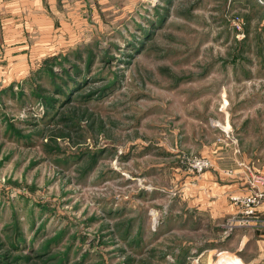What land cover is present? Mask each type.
<instances>
[{
    "label": "rangeland",
    "instance_id": "rangeland-1",
    "mask_svg": "<svg viewBox=\"0 0 264 264\" xmlns=\"http://www.w3.org/2000/svg\"><path fill=\"white\" fill-rule=\"evenodd\" d=\"M258 180L264 0H0V264H264Z\"/></svg>",
    "mask_w": 264,
    "mask_h": 264
},
{
    "label": "built area",
    "instance_id": "built-area-1",
    "mask_svg": "<svg viewBox=\"0 0 264 264\" xmlns=\"http://www.w3.org/2000/svg\"><path fill=\"white\" fill-rule=\"evenodd\" d=\"M259 182H256L259 186L264 187V183L261 180H258ZM258 197H262V195H259ZM253 205V204H251Z\"/></svg>",
    "mask_w": 264,
    "mask_h": 264
},
{
    "label": "bare ground",
    "instance_id": "bare-ground-1",
    "mask_svg": "<svg viewBox=\"0 0 264 264\" xmlns=\"http://www.w3.org/2000/svg\"><path fill=\"white\" fill-rule=\"evenodd\" d=\"M228 259H229V258H228ZM225 260H226V259H225ZM225 260H224V261H225ZM231 262H232V260H231ZM232 264H233V263H232Z\"/></svg>",
    "mask_w": 264,
    "mask_h": 264
},
{
    "label": "crops",
    "instance_id": "crops-1",
    "mask_svg": "<svg viewBox=\"0 0 264 264\" xmlns=\"http://www.w3.org/2000/svg\"><path fill=\"white\" fill-rule=\"evenodd\" d=\"M235 187H232L231 189H234Z\"/></svg>",
    "mask_w": 264,
    "mask_h": 264
}]
</instances>
